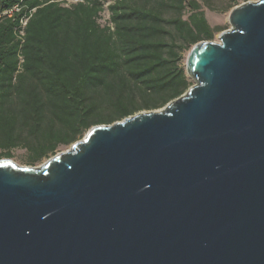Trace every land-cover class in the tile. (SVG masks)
<instances>
[{"label": "water", "instance_id": "obj_1", "mask_svg": "<svg viewBox=\"0 0 264 264\" xmlns=\"http://www.w3.org/2000/svg\"><path fill=\"white\" fill-rule=\"evenodd\" d=\"M228 22L162 108L0 159V264H264V0Z\"/></svg>", "mask_w": 264, "mask_h": 264}, {"label": "trees", "instance_id": "obj_2", "mask_svg": "<svg viewBox=\"0 0 264 264\" xmlns=\"http://www.w3.org/2000/svg\"><path fill=\"white\" fill-rule=\"evenodd\" d=\"M212 3L0 0V158L22 149L40 165L93 126L178 98L193 84L184 52L227 29Z\"/></svg>", "mask_w": 264, "mask_h": 264}, {"label": "rangeland", "instance_id": "obj_3", "mask_svg": "<svg viewBox=\"0 0 264 264\" xmlns=\"http://www.w3.org/2000/svg\"><path fill=\"white\" fill-rule=\"evenodd\" d=\"M110 1V0H108ZM213 1V6L216 8V10H212V9H206V14L207 17L210 21V23L212 25H221L224 27H227V29L229 28V22H228V17H229V13L230 11L236 7L237 5H240L241 3L247 2V1H256V0H239L238 4L230 9H228L227 11L221 12L219 11L220 8L227 6L228 2L227 1H223V0H212ZM107 11H105L104 13H102V17L100 19L101 23H104L107 20ZM221 32L216 33L214 39L212 40L213 42H218L219 41V35ZM190 50L185 51L184 52V59H183V64L184 66L186 65V59H187V55L189 53ZM68 147H60L58 152H62L65 151ZM11 157L10 158H5L2 157L0 159H10L12 161H14L15 163H17L18 165L21 166H30L27 165V161H26V154L25 151L22 149H15L12 150L11 152ZM46 161V160H45Z\"/></svg>", "mask_w": 264, "mask_h": 264}, {"label": "built area", "instance_id": "obj_4", "mask_svg": "<svg viewBox=\"0 0 264 264\" xmlns=\"http://www.w3.org/2000/svg\"><path fill=\"white\" fill-rule=\"evenodd\" d=\"M18 9H19V7L17 5H15L12 9L8 10L7 12H5V14L7 16H10L13 11H17ZM21 22H22V25H24L26 20H22Z\"/></svg>", "mask_w": 264, "mask_h": 264}]
</instances>
